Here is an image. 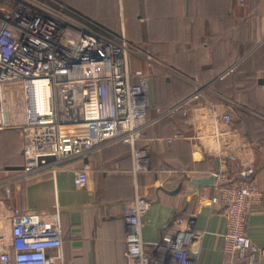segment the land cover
<instances>
[{
	"label": "crops",
	"instance_id": "obj_1",
	"mask_svg": "<svg viewBox=\"0 0 264 264\" xmlns=\"http://www.w3.org/2000/svg\"><path fill=\"white\" fill-rule=\"evenodd\" d=\"M56 1L99 30L122 31L145 51L152 62L130 54V68L136 70L132 58L133 66L145 61L153 106H172L197 84L204 89L188 119H156L154 108L148 110L151 122L139 145L150 148V167L136 176L129 146L117 142L24 178L16 172L24 164L21 133L0 129V199L45 220L58 210L65 264H125L129 225L122 212L139 193L152 200L141 230L149 251L183 212L198 232L191 256L200 264H222L224 206L209 203L214 184L196 185L191 178L208 177L220 166L236 173L247 162L264 191V0ZM223 112L230 122L216 116ZM75 170H85L83 185L73 183ZM245 230L264 264V201L249 214Z\"/></svg>",
	"mask_w": 264,
	"mask_h": 264
},
{
	"label": "built area",
	"instance_id": "obj_2",
	"mask_svg": "<svg viewBox=\"0 0 264 264\" xmlns=\"http://www.w3.org/2000/svg\"><path fill=\"white\" fill-rule=\"evenodd\" d=\"M92 25L56 0H0V129L21 133L24 178L117 142L129 146L136 176L150 167V148L139 145L151 122L148 110L154 108L157 119L181 109L188 119L192 102L204 89L197 84L195 92L165 110L153 106L149 77L131 70L129 57L152 60L122 31L113 34ZM216 116L232 120L230 113ZM48 156L55 161L47 162ZM211 174L214 194L209 203L222 204L226 218L222 264H258L261 248L245 230L249 214L264 201L253 178L255 167L245 162L236 173L220 166ZM86 180L85 170L74 171L75 185ZM151 202L136 193L123 207L129 225L125 264H200L190 253L198 232L187 216L174 215L151 244L154 251L147 249L141 230ZM54 213L45 220L0 199V264H65L61 221L58 210Z\"/></svg>",
	"mask_w": 264,
	"mask_h": 264
},
{
	"label": "water",
	"instance_id": "obj_3",
	"mask_svg": "<svg viewBox=\"0 0 264 264\" xmlns=\"http://www.w3.org/2000/svg\"><path fill=\"white\" fill-rule=\"evenodd\" d=\"M46 161L47 162H53V161H55V157L48 156V157H46ZM216 163H217V161H216ZM191 181H193L196 185H201V184L210 185V184L214 183V176L211 174L208 177H193V178H191ZM178 189L179 188L174 190V192L178 191Z\"/></svg>",
	"mask_w": 264,
	"mask_h": 264
},
{
	"label": "trees",
	"instance_id": "obj_4",
	"mask_svg": "<svg viewBox=\"0 0 264 264\" xmlns=\"http://www.w3.org/2000/svg\"><path fill=\"white\" fill-rule=\"evenodd\" d=\"M133 61V60H132ZM182 101V100H181ZM181 101H179V102H181ZM179 102H177V103H175V104H173L172 106H174V105H176V104H178ZM169 107H171V106H169ZM169 107H167V108H169ZM162 110H165V109H167V108H162V107H160ZM173 114H182V110L181 109H179V110H176V111H174V112H172V113H170V114H168V115H166L165 117H167V116H171V115H173ZM183 119H184V116H183ZM177 133H179L180 134V136H182V133H180V132H177ZM176 134V133H175ZM141 141V140H140ZM139 141V142H140ZM140 146H142V145H140ZM145 147V146H144ZM22 168H23V166H22ZM22 168H20V170H17L16 172L17 173H19L21 170H22ZM19 171V172H18ZM178 215H182V216H186V214L185 213H179Z\"/></svg>",
	"mask_w": 264,
	"mask_h": 264
},
{
	"label": "rangeland",
	"instance_id": "obj_5",
	"mask_svg": "<svg viewBox=\"0 0 264 264\" xmlns=\"http://www.w3.org/2000/svg\"><path fill=\"white\" fill-rule=\"evenodd\" d=\"M133 58L131 59V67H132V69L134 68V69H143L142 67H143V65H144V62L145 61H141V63L139 64V63H136V64H134V66L132 65V63H133ZM142 60H144V59H142ZM143 71H144V69H143ZM144 73L145 74H147V75H149L148 74V71H144ZM149 77V76H148ZM151 77H152V75H151Z\"/></svg>",
	"mask_w": 264,
	"mask_h": 264
}]
</instances>
